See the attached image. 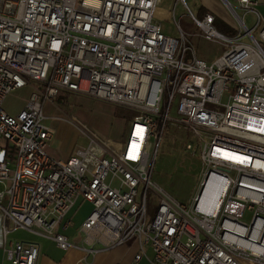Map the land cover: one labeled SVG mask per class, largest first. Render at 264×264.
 I'll list each match as a JSON object with an SVG mask.
<instances>
[{
  "label": "built area",
  "instance_id": "1",
  "mask_svg": "<svg viewBox=\"0 0 264 264\" xmlns=\"http://www.w3.org/2000/svg\"><path fill=\"white\" fill-rule=\"evenodd\" d=\"M162 1L0 0V224L6 264H36L39 256L38 243L8 239L14 229L63 250L76 247L59 227L70 225L66 216L79 200L91 206L78 228L87 252L133 240L139 248L134 259L149 246L153 264H264V25L256 38V2L222 0L233 12L257 15L251 29L238 18L240 29L227 35L213 14L196 18L187 0H173L188 9L205 40L223 45L207 62L179 26L180 39L161 32L153 16ZM25 86L31 88L25 106L7 112L6 97ZM60 91L131 110L125 140L75 121L86 144L75 146L66 160L52 157L54 129L45 123L43 108ZM167 122L201 140L204 170L189 205L151 179ZM147 192L158 200L151 220Z\"/></svg>",
  "mask_w": 264,
  "mask_h": 264
},
{
  "label": "rangeland",
  "instance_id": "2",
  "mask_svg": "<svg viewBox=\"0 0 264 264\" xmlns=\"http://www.w3.org/2000/svg\"><path fill=\"white\" fill-rule=\"evenodd\" d=\"M187 5L196 18H200L205 12L200 9V0H187ZM153 19L160 24L161 32L165 36L180 39V28L190 40L198 58L210 62L223 51V45L205 40L200 35L188 9L180 3L174 6L173 0L162 1L156 7ZM258 31L259 29L253 31L256 38H258ZM260 43L264 49V42L260 41ZM188 58L187 53L185 59L188 60ZM28 94V88L11 92L4 100L3 108L11 114L17 113L24 105ZM222 101H226V96ZM207 107L223 110L222 107L213 104H207ZM43 110L47 116L45 123L54 127L53 136L55 135L59 146L65 145V142L73 139L75 135V146H84L87 142L77 125L73 123L72 117L106 138L118 142L125 140L128 125L134 115L131 110L112 103L85 94L65 91H60L54 102L45 104ZM54 116L67 119L70 123L66 127L62 125V119L51 118ZM171 116H175L174 110L171 111ZM187 144L191 147H186ZM200 151L201 140L197 135L182 125L167 122L155 156L152 181L162 186L179 202L189 205L200 187L204 170ZM157 205V198L151 192H147L146 209L149 220L153 217ZM250 216L251 213L246 212L243 219L248 221Z\"/></svg>",
  "mask_w": 264,
  "mask_h": 264
},
{
  "label": "crops",
  "instance_id": "3",
  "mask_svg": "<svg viewBox=\"0 0 264 264\" xmlns=\"http://www.w3.org/2000/svg\"><path fill=\"white\" fill-rule=\"evenodd\" d=\"M168 1L170 2L171 0ZM254 1L256 2L255 10L259 17V25L256 29H260L264 25V0ZM200 3V9L213 14L217 29L227 35H233L240 29L238 18L243 20L245 27L248 29H251L257 20V15L255 13H243L240 10H235L233 12L222 0H200ZM23 88H28L30 94V87L25 86ZM28 96L21 109L25 106ZM52 119H62V125L66 127L68 123H70L67 119L55 116ZM71 119L73 123L78 121L75 117ZM52 128L54 129V127ZM75 142L76 135L67 143L65 142V145L59 146V142L55 140L54 135L50 141L48 152L56 159L66 160L72 155ZM90 209L91 206L89 203L79 200L66 216V219L71 221L70 225L66 228L62 226L59 227V230L63 232L70 241L77 245L76 247L63 250L57 247L51 240L22 229L11 230L8 234V239L11 241H34L38 243L39 256L36 264H153V252L149 246L144 247V254L139 260L134 259L135 255L139 252V248L138 244L133 240H128L123 244L116 245L109 249L97 250L95 252H87L83 249L78 228ZM8 225L10 226L9 223ZM1 240L0 224V264H6Z\"/></svg>",
  "mask_w": 264,
  "mask_h": 264
}]
</instances>
